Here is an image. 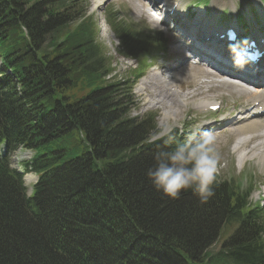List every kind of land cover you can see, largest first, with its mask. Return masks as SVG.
<instances>
[{"label": "trees", "instance_id": "trees-1", "mask_svg": "<svg viewBox=\"0 0 264 264\" xmlns=\"http://www.w3.org/2000/svg\"><path fill=\"white\" fill-rule=\"evenodd\" d=\"M77 21L73 15L53 12L40 0H0L1 29L18 30L22 35L19 42L25 46L20 52L26 56L18 64L20 61L12 60L17 50L2 47L8 63H17L12 70L14 81L7 88L21 96L4 92L9 77L0 80V142L7 139L14 142V121L19 123L18 131H30L25 140L27 145L35 144L39 151H45L48 142L58 143L54 156L64 164L56 187H49L41 205L32 207L30 199H24L15 187L19 172L0 164V264H74L48 243L63 232L58 225L61 221L68 222L66 216L72 209H85L83 217L87 222L105 227L99 235L89 233L99 243L77 245L79 256H86L85 248L95 245L105 249L106 259L119 261L126 244L116 235L123 232L126 238L137 240L141 234H148L150 241L166 243L163 264L171 262L182 246L196 255L210 251L218 226L229 211L225 195L213 190L214 196L201 204L191 190L182 192L178 199L156 191L146 176L147 169L154 166L155 151L145 153L143 147L137 146L142 130L121 119L120 104L110 102L107 92L92 96L79 86L73 88L67 69L58 62L51 64L50 36ZM22 29L28 36L21 33ZM63 35L71 37L72 33ZM74 35L83 43L73 64L84 62L99 70L94 54L87 47L89 34L81 29L74 31ZM39 84L48 93L55 89L72 92L65 114L40 110V103L30 96V90ZM32 168H38L36 161ZM247 229L252 230L248 226ZM210 252L220 254V249ZM237 258L249 259L250 254L240 251Z\"/></svg>", "mask_w": 264, "mask_h": 264}, {"label": "clouds", "instance_id": "clouds-1", "mask_svg": "<svg viewBox=\"0 0 264 264\" xmlns=\"http://www.w3.org/2000/svg\"><path fill=\"white\" fill-rule=\"evenodd\" d=\"M230 51L235 56L234 67L243 70L248 61L236 47H231ZM171 133L172 129H169L163 136H154V140L162 139L170 149H161L153 154L154 166L147 169L146 176L155 190L166 197L178 199L182 192L191 190L201 204H206L215 194L212 185L218 157L214 137L208 132L193 129L187 133L183 142L176 143ZM34 155L29 147L18 144L11 153V162L27 170L30 162L28 158Z\"/></svg>", "mask_w": 264, "mask_h": 264}, {"label": "rangeland", "instance_id": "rangeland-1", "mask_svg": "<svg viewBox=\"0 0 264 264\" xmlns=\"http://www.w3.org/2000/svg\"><path fill=\"white\" fill-rule=\"evenodd\" d=\"M82 2V0H75L74 2L73 1H71V3H70V6H69V8H71V9H73L72 11H71V13L72 12H74V11H76L77 10V7H78V5L80 4ZM236 9H237V11H238V13L239 14H241V9H240V7H239V5L236 3ZM250 13H252V15H254L255 13H254V11L253 10H250ZM74 18H76V17H74ZM238 21H239V23L241 24V17L240 16H238ZM148 30L150 29L151 30V27H149V26H147L146 27ZM221 56V55H220ZM187 73V72H186ZM187 74H189V73H187ZM191 75H196V76H200L201 74H199L198 75V73H193V74H191ZM189 79H195V78H193V76H191V78H189ZM155 80V79H154ZM174 86H177V83H176V85H174ZM188 86H193V84H191V80H188ZM169 89L170 88H168V92H170L169 91ZM196 89V87H192V92L194 93V95H195V97H198V90H195ZM200 91V90H199ZM205 91V90H204ZM156 94H158V92H156ZM146 96H149L148 94H146ZM152 96H154V95H152ZM164 115H165V113L164 112H162ZM218 157V156H217ZM29 160H31V157L30 158H28ZM218 160H219V157H218ZM256 163H258V160H257V162ZM264 233V232H263ZM264 235V234H263ZM216 250V251H218L219 249H220V247L218 246V245H214V247L213 248H210V251L211 250Z\"/></svg>", "mask_w": 264, "mask_h": 264}, {"label": "bare ground", "instance_id": "bare-ground-1", "mask_svg": "<svg viewBox=\"0 0 264 264\" xmlns=\"http://www.w3.org/2000/svg\"><path fill=\"white\" fill-rule=\"evenodd\" d=\"M223 52H224V49H222L221 51H220V55H222L223 54ZM188 75V78H191V76H193V78H197L198 76H196V75H191V74H187ZM154 82H155V80H154ZM164 82V80H159V83H163ZM178 84V83H177ZM212 84V83H211ZM174 86H170V87H166L165 89H166V91H168V88H173ZM195 90H197V89H195ZM146 91H148V88L146 87ZM162 93H164V92H162ZM169 93V92H168ZM194 94V93H193ZM154 95H157L156 93L154 94ZM192 95V94H191ZM198 95V94H197ZM195 96V95H194ZM174 97H176V96H174ZM30 162H31V160H30ZM257 162V161H256ZM13 169H15V170H17L16 168H13ZM18 172H19V170H17ZM264 233L262 232V234L261 235H263Z\"/></svg>", "mask_w": 264, "mask_h": 264}]
</instances>
